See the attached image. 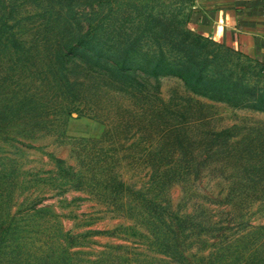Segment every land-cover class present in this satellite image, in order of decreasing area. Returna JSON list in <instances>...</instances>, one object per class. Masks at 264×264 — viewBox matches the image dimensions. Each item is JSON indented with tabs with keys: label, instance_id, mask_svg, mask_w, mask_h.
Listing matches in <instances>:
<instances>
[{
	"label": "rangeland",
	"instance_id": "374dc122",
	"mask_svg": "<svg viewBox=\"0 0 264 264\" xmlns=\"http://www.w3.org/2000/svg\"><path fill=\"white\" fill-rule=\"evenodd\" d=\"M7 1L25 17L0 29V264H243L210 255L264 225V203L231 210L210 165L264 157V69L198 27L199 0ZM71 32L99 59L78 45L53 74L45 57Z\"/></svg>",
	"mask_w": 264,
	"mask_h": 264
},
{
	"label": "trees",
	"instance_id": "16d2710c",
	"mask_svg": "<svg viewBox=\"0 0 264 264\" xmlns=\"http://www.w3.org/2000/svg\"><path fill=\"white\" fill-rule=\"evenodd\" d=\"M4 10L2 13L0 12V29L8 30L10 32H16L19 29V23L22 22V19H17L16 14H20L24 19V15L22 12V7L18 2H10L4 1ZM21 7V8H20ZM19 11V12H18ZM80 34V33H78ZM76 35V36H75ZM71 39L68 38L64 42H59L56 46L55 50H52V54L48 57H45V61H49L48 70L53 72V66L55 64L63 65V61L70 57L73 51H80L81 54L79 56L82 60H90L93 56L95 60L99 59L98 52L96 51L94 46H91L92 42H94L95 37H80L77 33L71 32ZM8 37V36H7ZM11 41L15 40V35L12 38H9ZM1 41V40H0ZM78 45L80 46V50H78ZM226 47V46H225ZM129 49H127L122 55V59L120 62H114V67L116 68V73L121 78H127L130 76V72L128 70L132 67V64L129 63ZM74 56V54L72 55ZM90 56V57H89ZM163 64L161 60L157 63L149 62L146 64V68L152 69L153 67L157 73L160 66ZM190 65H194L193 62L189 63ZM144 67V66H143ZM166 67V66H165ZM183 68V66L181 67ZM180 69V68H179ZM144 73H146V69L143 68ZM180 70H177V74L180 73ZM71 70L67 68V73H70ZM189 77H196V74L189 71ZM64 73L62 72V75ZM61 75V77H62ZM178 77L184 80L180 74ZM191 79V78H190ZM199 80L202 77L198 78ZM198 79L192 78L194 81ZM186 80V81H188ZM196 81V82H197ZM215 98L216 96H212ZM218 99V98H217ZM172 134V132H171ZM171 136V135H169ZM180 148L182 147V138L177 134L174 138L168 139V148ZM214 147V146H213ZM185 162L179 159L175 162L176 166H183ZM211 167H215L217 172H221L222 178H224V172H228L227 179L224 178V182H227V191L221 194L226 196L228 201V206L231 207V210L235 212L241 211L243 209L248 210L252 208V206L262 205L264 203V157L263 156H253L248 154H242L238 151H231L229 154L224 155V157H215L213 158ZM104 173V172H103ZM114 178V177H113ZM180 178L179 175L174 173L165 174L162 184L167 185L169 183H175ZM221 178V176H220ZM113 186L114 191L119 189L129 190L122 176L116 178L114 180ZM248 226V225H247ZM239 231V229H238ZM242 233L233 234L230 239V243H225L223 246L215 247V251L210 255H218L223 254L222 252H228L230 254L235 255H243L242 258L245 259L243 264H250L253 259L258 261V264H264V225L260 226H252L247 228L245 231L241 230ZM206 242V240H204ZM226 245V246H225ZM231 264L230 262H224V264Z\"/></svg>",
	"mask_w": 264,
	"mask_h": 264
},
{
	"label": "crops",
	"instance_id": "0c3cea01",
	"mask_svg": "<svg viewBox=\"0 0 264 264\" xmlns=\"http://www.w3.org/2000/svg\"><path fill=\"white\" fill-rule=\"evenodd\" d=\"M198 27L264 69V0H199Z\"/></svg>",
	"mask_w": 264,
	"mask_h": 264
}]
</instances>
